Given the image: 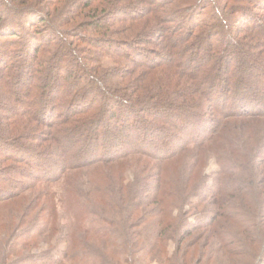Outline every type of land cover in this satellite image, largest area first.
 <instances>
[{"label":"trees","instance_id":"1","mask_svg":"<svg viewBox=\"0 0 264 264\" xmlns=\"http://www.w3.org/2000/svg\"><path fill=\"white\" fill-rule=\"evenodd\" d=\"M120 1L0 0V264H140L143 250L196 264L185 253L204 234L264 263V0ZM179 156L191 165L176 177ZM62 189L79 223L52 228L61 258L35 253ZM30 190V208L45 205L7 220ZM105 241L123 254L100 253Z\"/></svg>","mask_w":264,"mask_h":264},{"label":"rangeland","instance_id":"2","mask_svg":"<svg viewBox=\"0 0 264 264\" xmlns=\"http://www.w3.org/2000/svg\"><path fill=\"white\" fill-rule=\"evenodd\" d=\"M121 2H125V3H121ZM127 2H128L127 0H121L119 2L121 4H117L116 5V8H118V10H116V11L119 12L120 10H123V8L130 7V6H128ZM150 5H151L152 8H155L152 3H150ZM147 8H149V7H147ZM149 9H147V11H149ZM134 13L135 12H133L131 10L129 12V14H134ZM143 14H145V13H143ZM169 20H170V18L168 19V21ZM40 24L41 23L39 22L38 26H45V28L47 30L49 29V26L47 24H44V23H42V25H40ZM119 25H121V24H119ZM137 28H139V26L135 27V29H137ZM94 46H96L95 43H94ZM150 46H152L151 48L154 50V51L151 50L152 55H155L156 52L159 50V48L157 46H154V45H150ZM230 48L236 49V46L232 45V46H230ZM131 55H133L135 57V53L131 52ZM61 57H62V54L57 56V58H61ZM141 58L142 57L140 56L138 59H141ZM246 61H247V59L244 62H246ZM221 65H223V64H221ZM233 69H234V66L231 63L230 66H229V70H233ZM93 81H95V80H93ZM96 82L97 81H95V83H92V84H90L89 82L88 83H83V85H86L87 88L91 87L93 90H95V89H97ZM62 91H64V90H62ZM64 96L65 95L62 94V92H60V94L58 95L59 100L63 99ZM1 121L4 122L5 118H2ZM180 156H179V158H180ZM189 158H182V159L180 158L178 161L174 160L173 161V165H172L171 170H170L171 175H174V176L177 177L185 169L183 167H189L191 165L189 163V161H188ZM137 166H138V162H134L133 167L129 166V168H127V170L125 171L126 172V175H125L126 181H130V180L133 179L134 174H135L134 170H136ZM217 170H219V164L216 161V159L213 158L206 165V167L204 169V172L206 174L211 175V174H213V172H215ZM108 171H109L108 168H104V167H102V168L101 167L94 168V169L90 170V173H88L87 178L97 181L102 175H106L108 173ZM211 178H212V176H211ZM58 188L59 187H55L54 190H57ZM61 196H62V198L64 197V202H63L64 212H63V214H60V213H58L56 211H51L53 213L51 218H50V213H49V221H48V223L46 224V227H45L46 230H47V233H45V239L41 240L39 242V244L35 248V251L33 250V252H35V253H39L41 250L44 251L42 253H51V251H52L53 254H57L58 257L61 258L62 252L66 248V246H65L66 242L63 241L64 238L61 237V235H58V234L54 233L52 228L54 226H57V225L62 227L63 223L64 224H66V223H68V224L69 223L78 224L79 223V219L80 218H78V211H77L76 207H74L72 205H69L70 199L74 196L73 193L71 191H69V190L62 189ZM36 197H38L37 190H30V191H26V192L24 191L23 194L21 196H19L16 200H14L13 202L10 201L11 203L9 202L7 205H5L3 207V214L5 215V218L7 220H9V221H13L17 217V214L19 215V217H21V215L23 213L25 214V212L27 210H28L27 213L33 212V211H35L36 213L39 212L41 206L45 205L44 201L39 202L37 207H35V208L31 207L30 208V205L32 204L31 202L34 199L37 200ZM53 200L54 199H52L51 201H53ZM108 204H109V201H105L103 203L102 208H105L106 210H107V208H113L112 206H108ZM68 205H69V207H68ZM65 206L67 207V210H65ZM16 212H17V214H16ZM108 215H112V213L105 212V216L108 217ZM141 216L142 215H139V217H141ZM59 222L61 224H59ZM132 224L134 226L133 230L139 231V230H141V228H143L142 225L144 223L140 225V220H139V218L137 216V217H135V219H134ZM147 225H149V224H146V226ZM230 228L234 232L238 231V229H239L238 226L235 227V225H233V224L230 225ZM200 232L201 231H196L192 236H188L184 244L185 245L187 244V247H188V243L189 242L191 243L192 241H195L194 237L197 234H199ZM248 239H249V237H248ZM248 239H246V240L248 241ZM110 242H112V241H110ZM110 242L109 241H105V243H104L105 245L101 249L100 253H103L104 251H106L108 249V247H110L109 249H111L112 251H111V253L108 256H111V257L114 256L116 251L122 255L123 254L122 253L123 252V247L126 246V245L123 242L118 241L117 244L115 243V245L112 246V244ZM119 242H121V243H119ZM242 242L244 243V241H242ZM245 244L247 245L246 248L249 251H251L252 253H253V250L257 251L259 249V243H257V242H256V244H251V242H246L245 241ZM217 245H218L217 239L216 240L207 239V235L204 234V237L200 238V240L197 242V244L194 247H188L187 248V251L185 253V257L187 259H190L193 263L196 262V264H248L250 262V259L252 261L251 255H248L246 253L231 254L230 250L234 249L233 245H230L229 248H226L224 250H219L218 252L214 251V247H216ZM174 248H175L174 247V243L171 242L169 250L173 251ZM205 251H208L209 254H211L212 252L215 253L214 254L215 258L211 262H206L207 258L199 261L201 259V257L203 256V255H199V252H201L203 254ZM42 253H40V254H42ZM148 253L149 252H146V251L143 250L142 253L138 251L135 254L136 257H141V258L145 257L143 263L140 262V264H172V262L170 261V256H165V254H164V255H162V258H160L161 256H159V257H155V256L149 257ZM198 255H199V257H198ZM197 257H198V259H197ZM155 258H160V261L155 259ZM84 263H87V262H84ZM262 264H264V263H262Z\"/></svg>","mask_w":264,"mask_h":264}]
</instances>
